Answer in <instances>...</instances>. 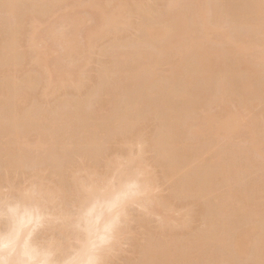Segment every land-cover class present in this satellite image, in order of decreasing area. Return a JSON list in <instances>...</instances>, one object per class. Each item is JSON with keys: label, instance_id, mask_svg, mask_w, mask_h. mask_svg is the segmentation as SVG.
Returning <instances> with one entry per match:
<instances>
[{"label": "bare ground", "instance_id": "6f19581e", "mask_svg": "<svg viewBox=\"0 0 264 264\" xmlns=\"http://www.w3.org/2000/svg\"><path fill=\"white\" fill-rule=\"evenodd\" d=\"M0 264H264V0H0Z\"/></svg>", "mask_w": 264, "mask_h": 264}, {"label": "rangeland", "instance_id": "374dc122", "mask_svg": "<svg viewBox=\"0 0 264 264\" xmlns=\"http://www.w3.org/2000/svg\"><path fill=\"white\" fill-rule=\"evenodd\" d=\"M165 193H167V192H165ZM135 225H137V224L134 223V224L132 225V228L134 227V229H135V227H137V226H135ZM136 230H137V229H136ZM127 246H129V245H127ZM124 247H126V245H125ZM124 247H123V248H124ZM123 248H122V249H123ZM127 248H128V247H127ZM127 248H126V251H125V249H124L125 252H124V251L122 252L123 255H124V253H125L124 257L126 256V253L129 252L128 250H129L130 248H128V250H127ZM121 255H122V254H121ZM123 255L121 256L122 258H124ZM127 255H128V254H127ZM120 262H121V261H120Z\"/></svg>", "mask_w": 264, "mask_h": 264}]
</instances>
